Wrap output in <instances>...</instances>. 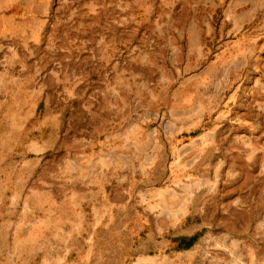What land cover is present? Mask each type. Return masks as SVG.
Returning a JSON list of instances; mask_svg holds the SVG:
<instances>
[{"label":"rangeland","instance_id":"rangeland-1","mask_svg":"<svg viewBox=\"0 0 264 264\" xmlns=\"http://www.w3.org/2000/svg\"><path fill=\"white\" fill-rule=\"evenodd\" d=\"M34 29L0 27V226H20L0 245L264 264V0H54Z\"/></svg>","mask_w":264,"mask_h":264},{"label":"crops","instance_id":"crops-1","mask_svg":"<svg viewBox=\"0 0 264 264\" xmlns=\"http://www.w3.org/2000/svg\"><path fill=\"white\" fill-rule=\"evenodd\" d=\"M53 1L54 0H10L9 4L7 5V10L9 11L1 13L0 15V27L4 25L19 26L20 24L22 25L28 23L37 27V29L33 30V36L38 37L42 29L46 26L48 17L50 16L53 7ZM19 3H22L23 10L21 14L19 13V10H15V5ZM257 163V166L259 167V176L264 178V159L258 160ZM261 190L264 191V187H262ZM86 208H88L90 214L92 213V210H94L91 202L86 204ZM61 214L60 223L62 226L64 222V219H62L64 214ZM19 228L20 226H0V243H12L14 239L18 237L14 232L19 230ZM197 236V233L194 232L188 236L175 237V242H172L174 245L173 249L180 247L182 249L181 252H186L193 249L198 241ZM8 248L6 246L0 245V264H20L19 256H15L14 251L12 249L9 250ZM39 262L45 264L44 260ZM26 264H36V256H29L27 258Z\"/></svg>","mask_w":264,"mask_h":264},{"label":"trees","instance_id":"trees-1","mask_svg":"<svg viewBox=\"0 0 264 264\" xmlns=\"http://www.w3.org/2000/svg\"><path fill=\"white\" fill-rule=\"evenodd\" d=\"M194 135H196V134H194ZM195 237H196V236H195ZM170 241H171V242H175V239H171ZM174 251L178 253V252H181L182 249H181L180 247H177L176 249H174Z\"/></svg>","mask_w":264,"mask_h":264}]
</instances>
